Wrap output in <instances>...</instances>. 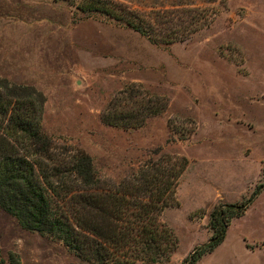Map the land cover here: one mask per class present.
Segmentation results:
<instances>
[{
  "label": "rangeland",
  "instance_id": "374dc122",
  "mask_svg": "<svg viewBox=\"0 0 264 264\" xmlns=\"http://www.w3.org/2000/svg\"><path fill=\"white\" fill-rule=\"evenodd\" d=\"M82 1L0 0V77L46 95L43 132L59 150L90 154L102 180L189 160L177 202L161 217L179 239L169 264H182L212 237L217 205L264 183V0H113L168 26L177 14L180 32L204 26L173 44L84 13ZM133 83L166 97L168 108L139 128L106 124V108ZM0 251L23 264H91L1 205ZM198 264H264V190Z\"/></svg>",
  "mask_w": 264,
  "mask_h": 264
},
{
  "label": "trees",
  "instance_id": "16d2710c",
  "mask_svg": "<svg viewBox=\"0 0 264 264\" xmlns=\"http://www.w3.org/2000/svg\"><path fill=\"white\" fill-rule=\"evenodd\" d=\"M79 8L122 21L155 44L185 41L204 27L198 20L196 31L186 26L180 32L177 14L170 15L168 26L159 15L147 19L113 0H84ZM46 101L35 86L0 77V205L23 227L53 235L91 264H169L179 239L161 217L177 202L176 187L189 160L181 157L172 167L151 165L121 182L102 180L90 154L67 146L59 150L43 132ZM168 105L166 97L133 83L111 101L103 120L120 128H139ZM263 190L264 183L258 184L242 201L217 205L210 214L212 237L182 264H198L218 248L232 220L243 216ZM0 264L23 262L17 253L5 258L0 251Z\"/></svg>",
  "mask_w": 264,
  "mask_h": 264
}]
</instances>
